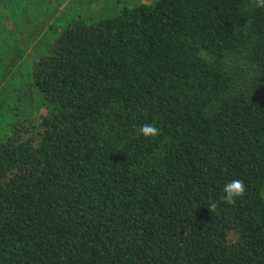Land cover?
<instances>
[{"label": "trees", "instance_id": "obj_1", "mask_svg": "<svg viewBox=\"0 0 264 264\" xmlns=\"http://www.w3.org/2000/svg\"><path fill=\"white\" fill-rule=\"evenodd\" d=\"M22 1L17 26L46 0ZM76 15L27 69L37 114L0 99V264H264V10ZM144 123L160 135L134 136ZM229 177L246 185L232 205Z\"/></svg>", "mask_w": 264, "mask_h": 264}, {"label": "rangeland", "instance_id": "obj_2", "mask_svg": "<svg viewBox=\"0 0 264 264\" xmlns=\"http://www.w3.org/2000/svg\"><path fill=\"white\" fill-rule=\"evenodd\" d=\"M30 1V0H28ZM42 1V0H39ZM153 0H46L29 6L31 21L17 26L20 16L11 9L23 8L22 0H0V31L10 38L6 62L0 68V99L5 118L18 114L36 115L37 102L33 87L26 81L32 60L43 52L55 36V30L76 14L87 19L115 14L122 6L151 3ZM76 15V16H77ZM11 52H14L12 55ZM1 115V117L3 116Z\"/></svg>", "mask_w": 264, "mask_h": 264}, {"label": "clouds", "instance_id": "obj_3", "mask_svg": "<svg viewBox=\"0 0 264 264\" xmlns=\"http://www.w3.org/2000/svg\"><path fill=\"white\" fill-rule=\"evenodd\" d=\"M250 4L255 9L264 10V0H250ZM133 135L155 138L160 135V129L154 123H144L135 130ZM245 191L246 185L243 180L229 177L224 182L221 199L226 204L232 205L238 198L244 195ZM208 208L213 211L216 208V204L212 203Z\"/></svg>", "mask_w": 264, "mask_h": 264}]
</instances>
